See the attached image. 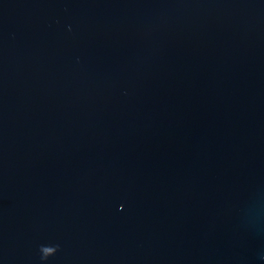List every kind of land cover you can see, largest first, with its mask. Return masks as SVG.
<instances>
[{
	"label": "water",
	"instance_id": "1",
	"mask_svg": "<svg viewBox=\"0 0 264 264\" xmlns=\"http://www.w3.org/2000/svg\"><path fill=\"white\" fill-rule=\"evenodd\" d=\"M0 264H264V0H0Z\"/></svg>",
	"mask_w": 264,
	"mask_h": 264
}]
</instances>
